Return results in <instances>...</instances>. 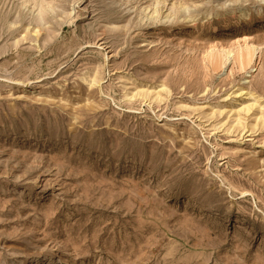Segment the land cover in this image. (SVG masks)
I'll return each mask as SVG.
<instances>
[{
	"label": "rangeland",
	"instance_id": "1",
	"mask_svg": "<svg viewBox=\"0 0 264 264\" xmlns=\"http://www.w3.org/2000/svg\"><path fill=\"white\" fill-rule=\"evenodd\" d=\"M157 1L0 0V264H264V0Z\"/></svg>",
	"mask_w": 264,
	"mask_h": 264
},
{
	"label": "bare ground",
	"instance_id": "2",
	"mask_svg": "<svg viewBox=\"0 0 264 264\" xmlns=\"http://www.w3.org/2000/svg\"><path fill=\"white\" fill-rule=\"evenodd\" d=\"M123 4L122 5H126L128 6L129 4H131L132 2H138V0H120ZM161 1V0H160ZM160 1H157L156 5L152 6L151 5H142L140 6V10H141V17L143 19L147 18V19H152L155 22H161L163 17L165 18H169L170 17V13L167 15H163L165 13L162 12V7L160 8ZM25 2V1H24ZM172 11H174V8H172ZM45 12V11H44ZM38 33V32H36ZM242 50V49H241ZM231 50L224 52L227 55H230L232 52H230ZM256 53H257V48L256 47H248L245 51H239L235 60L240 63L241 66L247 67L251 66V64L254 62V60L256 59ZM214 54V53H213ZM222 57V55H221ZM224 60V59H223Z\"/></svg>",
	"mask_w": 264,
	"mask_h": 264
}]
</instances>
